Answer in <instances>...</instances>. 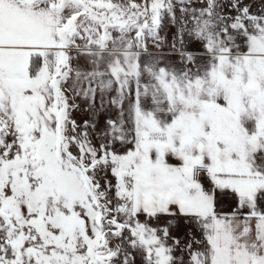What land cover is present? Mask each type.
<instances>
[{
	"label": "snow or ice",
	"instance_id": "obj_1",
	"mask_svg": "<svg viewBox=\"0 0 264 264\" xmlns=\"http://www.w3.org/2000/svg\"><path fill=\"white\" fill-rule=\"evenodd\" d=\"M0 264H264V0H0Z\"/></svg>",
	"mask_w": 264,
	"mask_h": 264
}]
</instances>
